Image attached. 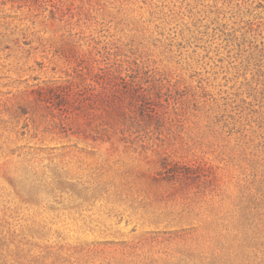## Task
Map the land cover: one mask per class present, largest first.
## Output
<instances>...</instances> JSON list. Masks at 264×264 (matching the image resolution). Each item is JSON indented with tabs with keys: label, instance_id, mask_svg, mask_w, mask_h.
<instances>
[{
	"label": "rangeland",
	"instance_id": "rangeland-1",
	"mask_svg": "<svg viewBox=\"0 0 264 264\" xmlns=\"http://www.w3.org/2000/svg\"><path fill=\"white\" fill-rule=\"evenodd\" d=\"M0 264H264V0H0Z\"/></svg>",
	"mask_w": 264,
	"mask_h": 264
}]
</instances>
